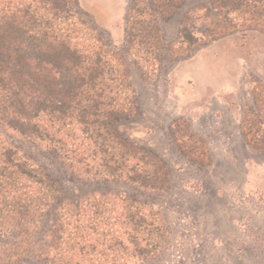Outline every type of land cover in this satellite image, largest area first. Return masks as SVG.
I'll use <instances>...</instances> for the list:
<instances>
[{
    "label": "rangeland",
    "instance_id": "374dc122",
    "mask_svg": "<svg viewBox=\"0 0 264 264\" xmlns=\"http://www.w3.org/2000/svg\"><path fill=\"white\" fill-rule=\"evenodd\" d=\"M71 2L63 27L110 62L125 107L113 116L118 136L159 188L92 181L48 144L0 126L4 139L59 181L62 199L97 191L140 203L154 224L144 238L160 246L128 264H264V12L224 11L219 0ZM125 205L108 207L115 216Z\"/></svg>",
    "mask_w": 264,
    "mask_h": 264
},
{
    "label": "trees",
    "instance_id": "16d2710c",
    "mask_svg": "<svg viewBox=\"0 0 264 264\" xmlns=\"http://www.w3.org/2000/svg\"><path fill=\"white\" fill-rule=\"evenodd\" d=\"M219 3L228 12H264V0ZM71 16V0H0V126L48 144L92 181L158 189L151 165L118 136L113 116L125 107L110 62L63 27ZM181 36L197 40L187 26ZM62 192L0 133V264H128L158 251L142 233L154 224L127 195L96 191L68 201ZM117 201L126 205L112 216L108 204Z\"/></svg>",
    "mask_w": 264,
    "mask_h": 264
}]
</instances>
